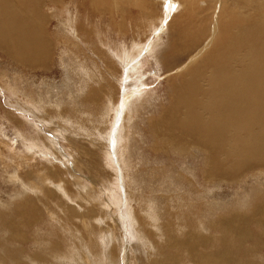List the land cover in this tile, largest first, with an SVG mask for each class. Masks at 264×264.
Returning <instances> with one entry per match:
<instances>
[{
	"label": "bare ground",
	"instance_id": "6f19581e",
	"mask_svg": "<svg viewBox=\"0 0 264 264\" xmlns=\"http://www.w3.org/2000/svg\"><path fill=\"white\" fill-rule=\"evenodd\" d=\"M96 1L97 5H103L107 9H112L120 0H93V2L90 0L89 4L93 3L96 5ZM149 1L132 0L131 2L133 6L142 10L144 9L146 13V6L151 9ZM151 1L153 2V0ZM198 1L182 0L185 13L179 18L188 20L190 28H187V23L184 20L178 18L176 22L170 24L169 40L163 42L161 45H158L156 40L148 41L146 44L132 40L131 44L120 42L115 46L108 41V45L104 48L96 45L94 47L95 50L92 51L97 56L102 54L105 57L104 61L103 57L100 56L104 67H100L99 65V68L97 66L96 68L94 66L83 67L77 61L65 63V67L69 66L71 70L80 74V83H76L80 86L78 88L75 87V89H78L75 92L77 95H74L75 93L73 92L74 94L70 95V97L68 96V99H66L69 104L75 102V106H79L80 111L84 112L81 110L83 107L95 106L96 103L100 106L105 98L107 102L104 109H102L104 113H100L99 118L101 120L93 117L89 129L76 126L77 121L75 120L77 118L73 121H61L67 124L68 128L62 127L63 125L55 122L57 124L55 129L60 131L59 133L72 147L71 154H73L74 164H80L76 165L78 168L83 167V165L81 166L82 161L88 162L92 166L96 164L100 165L99 152L105 158V161H109L110 169H112L111 163L113 159L115 160L117 170L114 169L115 172H113L116 174V178L120 177V180H122L124 175L121 174L120 168H123L125 172L124 179L125 177L126 179L127 177L130 179V175H127V172L131 171L127 170L129 166L127 157L129 156L130 146L129 129L133 126V123L137 124V117L134 115V111H138L136 106L146 105L148 101H152L154 98L150 97V93H153V91H142L139 94L131 91L129 94L127 93L128 97H126L122 105L120 102V109H117L115 104L117 102L118 105V100L111 93L114 88V82L111 80H116L115 76L116 78L123 76L124 80L130 81L132 79L135 80L136 77L140 78L143 75L142 67L149 64V60H152L156 63V66L163 67L164 77L166 78L165 83L169 92H167V102L162 103L161 101L157 113L149 115L143 122L150 134L149 136L152 138L150 150L154 153H161L167 156H192L193 159L198 156L200 158L198 167L186 166L184 168L185 172H187V169L190 174L192 171H194V174L199 172L201 182L210 186L227 184L238 187L248 177L252 178L253 175L264 176V0H219L216 4H212V7H210L211 11L208 5L200 7ZM169 2L177 4L175 0ZM62 3L64 4V8L66 7L65 10L68 15H65V10H63V18L65 19L59 21V27L62 31L63 29L69 30H64L63 34H66L67 38L71 39L70 35L73 36L74 33L83 32V28L78 21L79 16L77 13L79 11L76 10L72 13L73 10L69 9L70 6L66 1L0 0V54L24 70L37 68L44 70L49 67L52 64V59H54L52 58V53L55 47V40L49 34L47 25L51 14H48L49 10L45 12L43 8ZM216 9V17L209 18L211 13ZM119 26L122 27L121 24ZM161 29L163 32V28ZM155 32L157 33L156 30ZM75 36H77L76 38H80V34H76ZM98 42L104 45L103 39H98ZM73 43L77 44L75 40ZM62 55L60 54V57H57L60 60L59 64L65 61L63 56L66 55ZM1 82L3 85L2 80ZM115 83L117 85L115 89L118 88L116 92L121 93L120 83ZM6 84L8 83L6 82ZM6 84L3 87L7 89ZM74 84H71L72 86H69V83L65 85L67 86L66 88L70 89L68 90L70 93ZM19 88L15 84L9 85V90L12 89L11 91L14 92V95L19 91ZM68 91H66V94L69 93ZM43 96L45 97V95ZM120 96L122 97V93ZM56 98L53 97L54 101ZM38 99L37 101L29 100V102L33 103L30 105L33 106H30L28 102L25 104L15 102L18 105L15 108L9 105L15 109L12 111H20L19 113L29 111L33 116L36 113H43V107L40 104H43L44 101L41 97ZM53 99L51 100L53 101ZM46 102L50 103L49 101ZM86 102L89 103L86 104ZM59 103H61V98L55 104L51 103L49 106L51 105L53 109L55 108L56 112L62 115L65 108L61 107L62 105ZM1 109L0 106V111H2ZM139 109L141 110L142 108ZM12 111L5 110L4 112V114L10 112L7 113L8 121L16 126L15 138L11 141L19 143L21 150L29 151L28 149L33 150L35 148L38 152L37 149L39 147H44L42 146L43 141L34 144V141L37 139L36 136H39L38 133L35 132L36 134L33 135H31V132L19 133L21 131H18V129L21 130L23 123L27 120L23 121L22 118ZM112 112L115 118H110ZM44 117L48 116L45 115ZM48 119L49 121L51 120L50 118ZM121 121L122 126L120 124ZM31 125L33 126L32 132L36 131V125L33 123ZM119 125L118 132L120 137H126L125 139L123 138V141L120 140V142H123L122 145H125V148L123 147L124 149L121 151L124 156L118 157L121 161L120 165L117 164V158L112 153V150L114 151V144L118 140L117 138L115 141V134ZM95 127L98 130H93ZM139 128H141L140 125ZM76 131L79 132L76 133ZM90 132L97 134L98 137L92 138L91 136L93 135L89 136L87 134H91ZM25 134L31 136L26 137ZM76 135L77 138H74L75 140L71 138ZM83 136H87L86 140L91 145L86 144L88 142L84 141ZM103 139L110 146V148L108 147L109 149L106 146L107 150L104 148L106 143H104ZM44 140L45 143H48V139L45 138ZM36 154L38 155V153ZM51 155L53 156V154ZM27 157H23L24 161H28ZM54 159H56L55 156ZM49 161L52 160L50 159ZM61 161L56 159L52 163L57 164H52L47 166V170L45 168L42 170L41 180L46 175L48 177L52 176L54 180L58 179L57 183L52 185L53 189L43 188L40 192L38 191L41 195L36 196L37 198L29 195L25 197L20 196L21 198L11 203V205L0 203L3 204L0 207V224L5 225L11 232L9 237H6L7 239L0 241V253L4 255L3 259L5 262L9 263L14 262L15 259H21V252L15 246L16 241L21 242L23 250V244L29 240V236L26 233H29V230L35 226L34 224L40 218L38 203L45 204L43 202L54 200L55 197L56 199H60L58 193H62L65 197L67 196L64 188L67 185L68 179L66 177L63 178V176L68 170V163L67 161L65 163ZM87 172L90 173L89 170ZM184 174L181 172V174L174 175V179H177V184L180 185L192 181L191 178H188ZM14 175L17 179H20L17 173ZM70 176L72 177V175ZM89 178L92 179L93 177L90 176ZM61 185H63V188ZM88 186L87 184L85 185V187ZM71 187L68 188L71 189ZM25 190L30 191L29 186ZM33 191L35 192V189ZM128 193H126L127 198H129ZM211 204L213 206H211L209 213L208 208L205 207V210L203 212L200 210L201 213H198V215L194 213L191 216L192 212L190 211H188L190 214L187 217H184V214V223H176V225L174 222H170L168 230L165 229V245L163 248L159 247L163 252V256L160 259L155 258L150 260L149 264L171 263V260L175 258L174 255L179 251H184L186 257L194 264H262L252 259L258 257L259 260V257H261L259 256L260 252H264L263 188H255L250 194L239 197L237 201L231 203V207L225 208L226 206H223L225 204L218 203V200H214ZM70 212H74L75 214L77 211L71 207ZM81 217L83 218V216ZM173 217L176 218L177 216L175 217L174 215ZM181 225H183V229H186L183 232V229L179 228ZM160 228L162 227L158 226V230ZM177 230L181 232L180 235L177 234ZM56 241L50 244L47 252L44 249L43 255H52L51 249L58 247L56 246ZM59 246L61 245L59 244ZM127 247L124 249L122 255L126 259L129 256V252L127 253L129 249ZM169 249L175 250V253L169 252ZM75 264L78 263L76 262Z\"/></svg>",
	"mask_w": 264,
	"mask_h": 264
},
{
	"label": "rangeland",
	"instance_id": "374dc122",
	"mask_svg": "<svg viewBox=\"0 0 264 264\" xmlns=\"http://www.w3.org/2000/svg\"><path fill=\"white\" fill-rule=\"evenodd\" d=\"M64 1L69 4V9L73 10L72 13L76 10L79 11L77 13L79 16L78 21L83 28V32L74 33L75 35L80 34V38H76L78 35H70L71 39H68L66 34H63L64 30H67L63 29L62 31L59 27V21L65 19L63 18V10H65L66 7L64 8L63 3L43 8L45 12H48L49 10L48 14H51L47 25L49 34L52 39L55 40V47L52 53V58L54 59H52V64L49 65V67L44 70L40 68L24 70L0 54V79L3 81V85H5L6 82L8 83L6 84V89L3 87L0 80V106L2 108V111H0V203L11 205V203L19 200L21 197L28 195L33 197L40 196L41 194L39 192L45 187L53 189L52 185L56 184L58 179L54 180L52 176L48 177V175H46L41 180L42 170L44 168L46 169L47 166L57 164L52 163L56 159L58 161L62 160L61 162L63 163L66 161L68 163H66L68 165V170L63 176V178L66 177V179H68L67 185L64 188L67 196L65 197L62 193H58L61 200L58 198L56 199L55 197L54 200L43 202L45 204L38 203L40 208V210H38L40 211V218L34 224L35 226L29 230V233H26L29 236V240L23 244V250L25 249V251L22 250L21 242L16 241L17 243L15 246H17V250H20L19 252H21V259H15L14 262L7 263L3 259L4 255H1L0 253V264H75L76 262L78 264H149L150 260L155 258L160 259L163 256V252L160 248H163L165 245V229L168 230L170 222H174V224L184 223V214V217H187L190 212H192L191 216H193L194 213L198 215V213L205 210V207L208 208L209 213L211 206H213L211 202L214 200H218V203H222V205L225 204L223 205L226 206L225 208L231 207V203L237 201L241 196L250 194L255 188L257 189L260 187L264 190V176L253 175L252 178L248 177L238 185V187L227 184L210 186L209 184L201 182V175L199 172L195 171L196 173L194 174V171H192L193 173L191 172L190 174L188 173V169L186 170L187 172H185L184 168L186 166L194 168L198 167L200 164V158L198 156H196L195 159H193L192 156H167L161 153H154L150 150L149 147L152 138L149 136L150 134L143 122L146 117H149V115L157 113L161 101L162 103L167 102V92H169L167 84L165 83L166 78L164 77L163 67L156 66V63L152 60H149V64L142 67L143 75L140 78L134 77L135 80L132 79L130 81L124 80L123 76H121L122 78H116L115 76L116 80H111L114 82V88L111 93H113L118 100V105L117 102L115 104L117 109H120V102L122 105L131 91L136 94H139L142 91H153V93H150V97L154 98L152 101L150 100L151 102L148 101L146 105H142L143 107L141 105L136 106L138 111H134V115L137 117V124L133 123V126L129 129L128 135H130V146L129 156L127 157L129 162L127 170L131 171H129L130 173L127 172V175H130V179H128V177L127 179L126 177L124 179L125 172L123 168H120L121 174L124 175L122 180H120V177L116 178V174H114L115 170H117L114 162L115 160L113 159L114 163H111L112 169H110L109 161H105V158L99 152L98 154L100 155L101 160L99 162L100 165L96 164L92 166V164L89 163V165L88 162H86V164L85 161H82L81 166L83 165V167L78 168L76 165L80 164H74L73 154H71L72 147L59 133L60 131L55 128L57 124L63 125L62 127H67V124L62 123L61 121H73L77 118L75 120L78 122H76V126H82V128L89 129L93 117L101 120V118H99L100 113L104 111L102 109H104V106L106 105L105 103L107 102L105 101V98L103 99L104 104L102 103L100 106L96 103L95 106L83 107L81 110L84 112L80 111L79 106H75V102L69 104L66 99H68V96L70 97V95L77 92L78 89H75V87L78 88V86H80L76 84L80 83V74L71 70L69 66L65 67V63L69 61H77V63H80L83 67H104L103 60L105 61V57H103L102 54L97 56V54L92 51L95 50L94 47L96 45L104 48L108 45V41L115 46L120 42L131 44V42H133L132 40L144 44L148 41L151 42L156 40L158 42L157 44L161 45L170 38V24L176 22L180 16L184 15L185 11L182 0H175L177 4H175V2H169L171 0L164 1L165 3L163 0H153L154 3L150 0L151 2L149 1L148 3H151V9L146 6V13L144 9L142 10L133 6L131 2L132 0H120L112 7V9H107L103 5H97V1L96 5L93 3L89 4L90 0H63V2ZM178 1H180V3H178ZM200 1L201 0L198 1L200 7L208 5L209 10L211 11L210 7H212V4H216L219 0ZM166 6L168 7L164 8ZM209 10L208 12H210ZM64 12L65 15H68L66 10ZM216 15L217 9L211 13L209 18H215ZM179 19L184 20L187 23V28L190 26L188 20L184 18ZM120 24L122 27L119 26ZM161 28H163V32ZM67 34H69V32H67ZM98 39H103L104 45H101V43L98 42ZM74 40L77 44L73 43ZM60 54L66 55H62L65 61L61 62V64H59L60 60L57 59L58 56L60 57ZM100 56L103 57V60ZM94 63L95 65H93ZM115 82L118 84L120 83L119 87L121 88L120 92L122 93V97H119L121 93L116 92L118 91V88L115 89V87H117ZM65 83H69V86H72L71 84L75 83L73 88H71V93L68 91L70 89L66 88L67 86H65ZM14 84L16 87H20L15 95L14 92L11 91L13 88L9 90V85ZM66 91L69 93L66 94ZM57 94L58 96L56 98ZM38 95L39 97H37ZM43 95H45V97ZM74 95H77V93ZM52 96L56 98L55 101ZM40 97L44 101L43 104H40V106L43 107L42 114L36 113L32 116L29 111L21 113H19L20 111H12L18 106L15 102L19 104H25L28 102L30 105L33 103L29 102V100L37 101ZM58 98H61V103H59L62 105L61 107L69 112H66L65 110V112L61 111V115L55 111V108L53 109L51 105L49 106L51 103L55 104L56 101L59 100ZM51 99H53V101ZM46 101H49L50 103H47ZM88 103L89 102H86V104ZM139 108L142 109L140 110ZM4 109L14 112L18 117L22 118L23 121L27 120L23 123L21 130L18 129V131H21L19 133L24 134L31 132V135L38 133L39 136H36L37 139L34 141V144L43 141L42 146H44L45 149L44 147L36 148L38 152L35 148H33V150L36 152L32 149H28L29 151L21 150L19 143L11 141L15 138L14 133L16 132V126L8 121L7 113L10 112L4 114ZM111 114L110 118H115L113 112ZM45 115L48 117H44ZM141 117H143L142 120ZM48 118L51 120L49 121ZM55 122H57V124ZM32 123L35 124L37 128V130H34L33 132V126H30ZM120 124L122 126V121ZM139 125L141 128H139ZM97 127L101 128L99 126ZM119 127L120 125L117 127V132L115 134V141L118 138L116 142L119 143L115 142L114 151L112 150V153H114L113 156L117 158L118 165L121 164L118 157L120 158V156H124L121 151L125 148V145H122L123 142H120V140L123 141V138H126L124 136L120 137L118 132ZM93 130L98 129L95 127ZM77 132L79 131H76V133ZM90 133L91 134H87L89 136L93 135L91 136L92 138L98 137L97 134ZM25 135L26 137L31 136L29 134ZM86 137L87 136L82 137L84 141L87 139ZM45 138L48 139V143H45ZM71 138H77V135ZM86 141L88 142V140ZM49 143L53 144L50 145ZM104 143H106L104 148L106 149L107 146V149H109V144L107 145L106 141H104ZM86 144L91 145L89 142ZM49 151L53 153H50ZM36 153H38V155ZM51 154H53V156ZM54 156L56 159H54ZM23 157H27L28 161H24ZM48 158L52 161H49L50 159ZM129 167L131 168L129 169ZM84 168L87 171L89 170L90 173ZM181 172L185 173L184 175L191 178L192 181L185 182V184H177V179H174V177L176 174L178 175V173L181 174ZM15 173H17V176H19L20 179L15 177ZM70 175H72V177ZM74 175L76 176L75 178ZM90 176L93 178H89ZM83 184L89 186L85 187ZM28 186L30 191L25 190ZM61 186L63 188V185ZM68 187H71V189ZM58 188L61 189L60 187ZM34 189L35 192L37 191L36 194L33 191ZM127 192H129V198L126 197ZM3 204H0V207ZM71 207H73V209L75 208L77 211L75 214L74 212H70ZM186 211L190 212L187 213ZM79 213L82 214L80 215ZM174 215L177 217L174 218ZM81 216H83V218ZM158 226L162 228L158 230ZM182 227L183 225H181V227L179 226L180 229H183ZM184 230L186 229L184 228L182 232ZM10 234V230H8L5 225L0 224V241L2 239H7ZM177 234L180 235L181 232L177 230ZM58 237H60V239H58ZM55 241L57 244L56 246L58 247L51 249L53 252L52 255H43L44 249L45 252H47L50 244ZM58 243L61 246H59ZM126 247L129 249V251H127V253L129 252L127 259L122 256ZM117 249L118 251H116ZM174 251L175 250L169 249V252L175 253ZM178 253L174 255L175 258L168 264H194L186 257L184 251ZM259 256H261L259 257V260L258 257H254L252 260L264 264V252H260Z\"/></svg>",
	"mask_w": 264,
	"mask_h": 264
}]
</instances>
